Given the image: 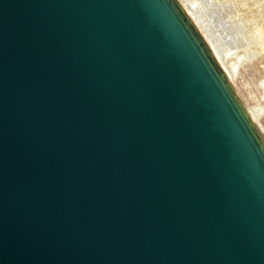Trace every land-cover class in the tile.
I'll list each match as a JSON object with an SVG mask.
<instances>
[{"label": "water", "instance_id": "95a60500", "mask_svg": "<svg viewBox=\"0 0 264 264\" xmlns=\"http://www.w3.org/2000/svg\"><path fill=\"white\" fill-rule=\"evenodd\" d=\"M181 0H0V264H264V137Z\"/></svg>", "mask_w": 264, "mask_h": 264}, {"label": "bare ground", "instance_id": "6f19581e", "mask_svg": "<svg viewBox=\"0 0 264 264\" xmlns=\"http://www.w3.org/2000/svg\"><path fill=\"white\" fill-rule=\"evenodd\" d=\"M181 1L231 81L236 69L225 68V56L244 49L239 57L252 60L264 51V0ZM247 107L256 121L262 108Z\"/></svg>", "mask_w": 264, "mask_h": 264}, {"label": "rangeland", "instance_id": "374dc122", "mask_svg": "<svg viewBox=\"0 0 264 264\" xmlns=\"http://www.w3.org/2000/svg\"><path fill=\"white\" fill-rule=\"evenodd\" d=\"M244 53V49H239L237 52H230L223 60L225 68L231 71L236 69L232 82L245 107L262 108L255 123L264 137V51L252 60L239 57Z\"/></svg>", "mask_w": 264, "mask_h": 264}]
</instances>
